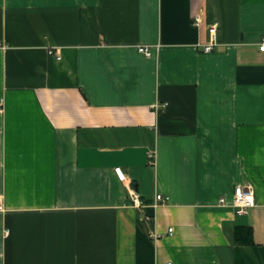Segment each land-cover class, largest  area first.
<instances>
[{
    "label": "crops",
    "instance_id": "1",
    "mask_svg": "<svg viewBox=\"0 0 264 264\" xmlns=\"http://www.w3.org/2000/svg\"><path fill=\"white\" fill-rule=\"evenodd\" d=\"M263 38L264 0H0V264H264Z\"/></svg>",
    "mask_w": 264,
    "mask_h": 264
},
{
    "label": "built area",
    "instance_id": "2",
    "mask_svg": "<svg viewBox=\"0 0 264 264\" xmlns=\"http://www.w3.org/2000/svg\"><path fill=\"white\" fill-rule=\"evenodd\" d=\"M202 21V17L201 15H197L194 17V21L193 23L195 25H200ZM217 22H214L212 24L209 25V29H210V40L203 44V49L204 51H211L214 47V40H215V36H216V31H217ZM0 46L5 47L4 44L0 43ZM260 48L262 50H264V38L260 44ZM140 50L142 52H144L145 54H150V48L148 46H140ZM50 53H54L53 49H50ZM57 58H61L60 54H56ZM160 105L156 104V107H158ZM3 110V100H0V111ZM150 157H154V152L150 151ZM118 178L123 181V182H127V175L125 173V171L123 170V168L121 166H116L114 168ZM130 189V194L133 200V203L135 204H141V198L139 193L137 192V190L135 189V187L133 185L129 186ZM166 200V198L162 195V194H157L155 197V201H154V206L158 207V205L162 202H164ZM226 198L224 196H222L219 199V203L221 204H225L226 203ZM232 203L233 206L235 207V210L237 213L239 214H243L246 213L248 211V209L250 207H252L255 203V191L254 188L252 186V184L248 183V184H239L235 187L234 190V195H233V199H232ZM0 208H2V206L0 205ZM169 233L173 232V227H169L168 228Z\"/></svg>",
    "mask_w": 264,
    "mask_h": 264
},
{
    "label": "trees",
    "instance_id": "3",
    "mask_svg": "<svg viewBox=\"0 0 264 264\" xmlns=\"http://www.w3.org/2000/svg\"><path fill=\"white\" fill-rule=\"evenodd\" d=\"M236 240L239 243L245 242V241H252V232L251 228L243 226V227H238L236 229Z\"/></svg>",
    "mask_w": 264,
    "mask_h": 264
}]
</instances>
